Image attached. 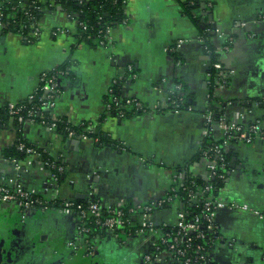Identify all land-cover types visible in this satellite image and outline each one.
I'll return each mask as SVG.
<instances>
[{
	"label": "crops",
	"instance_id": "crops-1",
	"mask_svg": "<svg viewBox=\"0 0 264 264\" xmlns=\"http://www.w3.org/2000/svg\"><path fill=\"white\" fill-rule=\"evenodd\" d=\"M201 2L211 7L198 26L183 14L180 1L125 0L126 23L111 31L107 47L77 44L76 25L49 4L34 44L25 39L28 30L20 33L0 25V108L25 100L37 90L41 74L69 63L72 80L61 84L55 113L72 126L94 125L113 144L69 139L26 121H18V129L9 119L0 128V170L48 202H88L93 193L103 208L146 205L187 175L206 180L201 151L209 98L205 65L211 57L200 35L205 28L212 47H221L225 37L234 38L232 51L220 58L233 73L229 87L216 95L227 121L243 128L260 123L264 132V24L257 20L264 0ZM179 41V49L169 51ZM129 64L133 73L125 77L122 67ZM117 79L122 97L139 100L149 108L147 113L123 119L105 114L108 89ZM177 84L192 111L165 109ZM17 132L64 166L58 182L35 156L20 159L18 170L2 160ZM224 151L231 165L216 199L225 208L214 221L227 243L215 245L209 263L264 264V220L251 213L264 212V141L228 143ZM178 211L179 204L172 203L154 212L150 222L157 229L174 227ZM155 241L148 234L122 239L105 232L88 259L74 218L57 210L21 212L0 202V264H145ZM167 257L160 264H171Z\"/></svg>",
	"mask_w": 264,
	"mask_h": 264
},
{
	"label": "built area",
	"instance_id": "built-area-1",
	"mask_svg": "<svg viewBox=\"0 0 264 264\" xmlns=\"http://www.w3.org/2000/svg\"><path fill=\"white\" fill-rule=\"evenodd\" d=\"M2 1L0 0V25L3 29H27L30 35L25 37L28 44H34L40 35V19L37 14L42 11L37 6V2L29 3L27 0H19L16 6H11L6 12H2ZM125 5V0L123 1ZM50 7L60 10V6L55 0L49 1ZM208 8L211 5H207ZM124 8V6H123ZM201 15L204 13L202 9L195 10L193 13ZM199 14V15H200ZM67 18L76 26L81 25L73 17L66 15ZM257 20L259 24H264V12L258 14ZM126 23V21H125ZM124 23V24H125ZM20 24V25H19ZM245 25L242 24L241 27ZM113 29H107L102 41L99 45L107 47L110 45L109 34ZM222 37V36H220ZM219 37V38H220ZM233 36L225 37L221 47H213V53L216 56L215 61L209 60L205 65L207 68L208 80L212 77L211 72L215 74L213 77V91L211 96H216L219 92L225 91L229 87V80L232 77V72L228 70L220 60L221 54L230 53L232 51ZM179 41L174 48L169 51L175 52L182 45ZM124 70L123 76H131L132 66L126 65L122 67ZM210 72V73H209ZM63 72L48 71L41 74L39 86L35 93L28 96L25 100L17 103H8L4 107L10 119L21 118L29 124H37L45 127L49 131H55L59 123H66L64 130L65 137L76 139L79 141H91L99 143L98 130L92 124L83 126V132L75 133L70 127L71 124L65 117L55 113V101L60 94L58 89V76H63ZM118 82L115 80L108 89V101L104 103L105 114L111 115L113 111L120 119L126 117V110H132L140 114L147 113L149 108L142 102L136 99L120 98L114 93L113 86ZM208 97H210L208 95ZM168 104L165 106L169 112L192 111L185 104V96L183 94L182 85L177 84L174 89L169 92L167 98ZM26 102L34 103L33 107L27 109ZM217 108L224 109V105L217 104ZM208 107V105H207ZM155 111L157 106L154 107ZM205 118V142H208L202 148L201 155L206 162L207 177L209 182L212 179L225 181L227 175L225 172L230 169V163L226 162L224 156V148L228 143L235 144H250L258 139L264 141V132L260 123L253 124L248 128H243L233 122L227 121L223 114L218 119L213 117L210 110H206ZM1 128V127H0ZM220 134V139L214 138V133ZM204 146V145H203ZM20 153L26 156H35L42 160L44 166L50 171L51 179L58 182L64 174V166L56 164L53 161H43V156L35 148L25 145L23 142H18L16 146ZM3 160V159H2ZM7 164L14 167L15 170L20 169L18 160L9 159L3 160ZM176 182V180H174ZM180 182V180H178ZM176 184V183H173ZM213 187L207 183L203 187H196L195 190H190L185 195L188 204H195L198 212L190 215L184 211L177 212V223L171 228L157 229L150 222L152 214L156 211L164 209L172 203H178L176 187H171L163 197L154 200L143 206H129L125 208L108 206L103 208L98 200L79 202L67 201L59 204L57 207H51V202L44 200L41 197L35 196L27 191L23 186L16 182L15 178H10L0 170V202L10 203L24 211H39L46 212L49 210H57L59 213L74 218L77 222L79 233V241L88 248V255H92L93 246L96 239L91 236L90 228L87 225H93L94 230L99 232L112 233L118 238H127L138 235L148 234L156 238L153 244L152 251L144 256L145 264H160L164 256H168L171 264H208L210 252L207 249L212 248L222 239L219 237L215 225V214L218 210L225 208V205L219 202L212 195ZM92 195H94L92 193ZM257 218L264 220V213L251 211ZM229 246H233L232 243Z\"/></svg>",
	"mask_w": 264,
	"mask_h": 264
},
{
	"label": "trees",
	"instance_id": "trees-1",
	"mask_svg": "<svg viewBox=\"0 0 264 264\" xmlns=\"http://www.w3.org/2000/svg\"><path fill=\"white\" fill-rule=\"evenodd\" d=\"M19 0H9V1H2V12H6L8 8H11V6H16ZM29 3L32 2H37L36 0H27ZM50 0H47V3L45 2L44 4L37 2V6L42 9L40 13L37 14V18L41 19L42 13L44 10H47L48 5ZM124 0H55V2L60 6V10L64 12L66 15H69L73 17L78 23H81V25L76 26V34H75V41L77 44L81 43H87L89 45H99L100 41H102L103 36L106 32L107 29H115L118 26H121L125 23L126 17L124 15L123 11V6H124ZM180 1L181 3V8L182 12L184 15L189 17L191 20L194 21V23L198 26L202 24V19L206 14L209 12V8L207 7V4L205 2H201V0H177ZM202 9L204 11V15H195L193 12L195 10H200ZM208 11V12H207ZM207 12V13H206ZM20 25V24H19ZM20 33H24L27 31V29L22 28L21 30L19 29V26H17L16 29ZM201 39L202 42L205 44V46H208V50L210 53L211 61L216 60V56L213 53V47L210 45V43L207 41L208 38V33L207 29L201 31ZM172 56L176 58V54L172 53ZM70 65L69 63H65L62 66H59L53 72H63V76H58V89H61V84L64 83L65 81H71L73 73L70 70ZM210 73V72H209ZM212 77L208 80V93H209V98H208V107L206 110H210L213 113V117L215 119H218L220 116L223 114L225 115V110L224 109H219L217 108V104L223 105V102L221 99H219L217 96H211L213 93V77H215V74L211 72ZM122 82L118 81L114 86L113 90L114 93L120 98V100H124L125 98L122 97L121 95V88H122ZM182 90L183 86H182ZM108 101V97H106L105 102ZM185 104L187 105L186 99H185ZM34 103H29L26 102V107L27 109L33 107ZM111 115L116 116V112L113 111ZM126 117L129 118L131 116L135 115H140L138 112H134L131 109L126 110L125 112ZM10 117L8 116L5 107L0 108V127H4ZM15 122H17V128L19 129V124L18 121L21 123L25 122L24 119L21 118H14L12 119ZM85 126L86 124H82ZM70 126L72 130L80 134L83 132V126ZM66 128V123L62 122L59 123L56 127V132L62 136L65 137V130ZM18 131V130H17ZM98 139L99 143L98 145H105V144H111L107 138V136L98 133ZM211 141V140H210ZM204 141V146L210 142ZM18 142H23L27 146H31L27 142H25L20 133L17 132L16 140L13 143V145L2 152V159L3 160H9V159H15V160H20L22 159L25 154L20 153L16 146ZM113 146V144H111ZM32 147V146H31ZM37 150V149H36ZM38 151V150H37ZM42 154L43 156V161L49 160L47 156L41 152L38 151ZM224 156L226 162L229 164L231 161V158L228 156V154L224 151ZM56 163V162H55ZM60 164V163H56ZM221 172L223 174L227 175V172ZM209 183L213 187L212 195L214 197L217 196V193L219 189L223 186L224 181H220L217 179H212L209 182L199 178V177H192V176H184L183 179L176 183L173 184L172 187H176L178 196L180 197L179 199V210L184 211L191 216L194 214H197L198 209L195 204H188L186 202V197L185 195L187 194L188 191L195 190L196 187H203ZM97 199H95L96 201ZM51 207H57L59 206L60 203H51ZM90 228L91 231V236L97 240L98 237H101L104 235L105 232H99L94 230L93 225H87ZM215 247V246H214ZM213 247V248H214ZM212 246H209L207 249L209 252L213 249ZM210 264V263H208Z\"/></svg>",
	"mask_w": 264,
	"mask_h": 264
},
{
	"label": "flooded vegetation",
	"instance_id": "flooded-vegetation-1",
	"mask_svg": "<svg viewBox=\"0 0 264 264\" xmlns=\"http://www.w3.org/2000/svg\"><path fill=\"white\" fill-rule=\"evenodd\" d=\"M19 211H21V210H19ZM21 212H22V211H21ZM263 213H264V212H263ZM23 220H24V219H23ZM222 242H223V243H222ZM219 243L225 245L227 242L221 240ZM17 246H18V244H17ZM17 249H20V248H17ZM20 250H23V247H22ZM211 251H212V250H211ZM210 253H211V252H210ZM93 254H94V253H92V255H88V248H86V256H87L88 259H92V258H93Z\"/></svg>",
	"mask_w": 264,
	"mask_h": 264
},
{
	"label": "water",
	"instance_id": "water-1",
	"mask_svg": "<svg viewBox=\"0 0 264 264\" xmlns=\"http://www.w3.org/2000/svg\"><path fill=\"white\" fill-rule=\"evenodd\" d=\"M208 63H209V61H208ZM207 71V68L205 67V72ZM94 198H95V196L94 195H90V201L92 202V201H94ZM223 243V242H222Z\"/></svg>",
	"mask_w": 264,
	"mask_h": 264
},
{
	"label": "rangeland",
	"instance_id": "rangeland-1",
	"mask_svg": "<svg viewBox=\"0 0 264 264\" xmlns=\"http://www.w3.org/2000/svg\"><path fill=\"white\" fill-rule=\"evenodd\" d=\"M217 135H218V134L216 133V134L214 135V138H216V137H217Z\"/></svg>",
	"mask_w": 264,
	"mask_h": 264
}]
</instances>
